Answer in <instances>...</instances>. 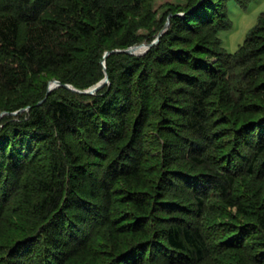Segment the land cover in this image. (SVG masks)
Instances as JSON below:
<instances>
[{
    "label": "trees",
    "instance_id": "trees-1",
    "mask_svg": "<svg viewBox=\"0 0 264 264\" xmlns=\"http://www.w3.org/2000/svg\"><path fill=\"white\" fill-rule=\"evenodd\" d=\"M247 1L0 0V226L15 227L0 231L5 264H200L224 245L201 218L218 211L209 198L245 219L226 243L261 260L264 216L234 188L264 180V11L235 52L219 36L229 5ZM168 18L145 53L112 51L150 43ZM191 35L207 49H185ZM201 52L209 60L187 61ZM179 70L191 73L172 87ZM105 73L93 94L46 93L53 79L87 89ZM162 110L179 120L156 122ZM228 135L249 149L234 140L213 157Z\"/></svg>",
    "mask_w": 264,
    "mask_h": 264
},
{
    "label": "rangeland",
    "instance_id": "rangeland-1",
    "mask_svg": "<svg viewBox=\"0 0 264 264\" xmlns=\"http://www.w3.org/2000/svg\"><path fill=\"white\" fill-rule=\"evenodd\" d=\"M165 1L177 2L180 0H156L155 6L158 7L159 5H161ZM262 11H264V0H248L245 4L231 3L229 5V17L231 20V27L229 29H224V30H221L219 32V36H220L221 41H222V47L225 49V51L231 52V53L236 51L238 46L243 42L248 30L256 23L258 15ZM260 38H264V36L260 37ZM188 42L189 43L187 45H184L185 49H188V51L194 49V47H196L197 45H199L201 47L204 46V48H206L204 43H202V39L200 37L198 38V36H196V35L188 36ZM196 58H201L202 64L204 63L203 61L209 60V57L206 54V52H201L199 56H195L194 58H189V56H187V61L190 64L191 63L197 64L198 62H196ZM176 72L180 73L183 71L179 70ZM184 73H187V75L189 76L191 72L189 70V71L183 72L182 74L180 73L181 75H176L175 73L169 72V74H167V75H168V77H170V81H172L170 86H172V87L177 86L178 85V83H177L178 79L184 80L185 79V76L183 75ZM201 73L202 72H196L194 79H196V77H201ZM261 96L264 98V93H262ZM170 97H171V99L176 98V100H178V97H176V93L171 94ZM247 102L257 104V101H255V99H253V100L248 99ZM247 102L242 101V104H247ZM173 104H174V106H179V103L175 102ZM180 104L182 105L183 103H180ZM173 111H177V110L174 109ZM178 111H181V110H178ZM245 112H247V113H245ZM245 112L241 113L238 117L244 118L246 116H250L249 110L245 111ZM179 116L180 115H178V114L175 115L174 113L172 114L169 111L162 110L160 113L156 114L154 119H156V122L157 121H159V122L163 121V119H166V118L167 119L169 118L171 121H175L176 119L179 120ZM234 118H235V115H234ZM225 131H230V129H225ZM232 136L233 135H230V136L228 135L227 136L228 138H225L223 140V141H226L223 143L224 144V150L219 149L220 151H216L217 153H214L213 157L217 158L218 157L217 155L219 153H223V152L227 153L230 150H232L234 140H236L235 141L236 144L239 142L238 148L242 149V152L244 150L247 151L249 149L247 147V145L243 144V141H239L238 136H234V138ZM221 141H222V139L220 137L218 139V142H221ZM94 145H95V143H94ZM96 146L99 147V145H96ZM101 151L106 152L107 149L103 146V147H101ZM220 158L223 159V155L220 156ZM93 161H94V164H100L101 158L98 157ZM239 179L242 180V182L240 181V184L235 186L234 196H236V198L242 197L243 200H247L248 202H250L249 204L252 203V205L257 207V209H256L257 212L260 215L262 214L264 216V180L261 179L259 181H249V179H247L246 177H242V179L240 177ZM176 180H178V179H176ZM174 181H175V179H174ZM175 182H179V180L175 181ZM174 198L175 197H173V199ZM171 199L172 198H170V200ZM208 202H209L208 204L211 207H212V205L217 206L216 210H218V211L217 212H210V213H208V211L204 212V214H203V216H201V218H202V220H204V219L207 220L208 223L209 222L210 223L216 222V224L214 226H219L217 228H220V229L215 230V232L218 233V235L222 236L220 238H223V239L220 242H224V245L219 246V247H221L220 250H218L217 252H214L211 255V257H209L205 261L201 262L200 264H264V256H262V258H258V259H261L258 261V263L251 259V257H253L252 254L254 252L249 253L246 250V248L242 247V246H245L246 241L242 245H234L232 243L231 244L226 243V240L229 239V236H234V232L236 231V229H237L236 227L239 225V223L245 222V219L242 217V215H239L237 213L235 207H230V208L224 207L220 201H218L217 199H213V198H209ZM189 205L193 206V203H191V204L189 203ZM185 206H187V205H185ZM168 214H166V215L159 214V215H160V218L162 219V218H166L167 216H169ZM4 216L7 217V214H5ZM14 218H15V215H13V219ZM4 224H6V223H4ZM4 224L2 225V223H1L0 228H5ZM109 225H111V224L106 222L104 224H100L99 226H97L98 229L95 228L93 230V234L97 236V237L95 236L96 238L94 239V242H92L93 243L92 247L90 246L91 247L90 251L94 252V258H99V253L102 252L101 250H98L99 248H97V247H103L102 246V243H103L102 239H104V241H106V238L104 235L106 233L105 230L109 227ZM7 227L9 229L6 228V230H0L1 233L6 234L7 232H15L14 226L7 225ZM160 227L162 228V227H164V225H160ZM231 229L233 231H231V232L227 231V230H231ZM0 236H1V234H0ZM256 238H258V237H256ZM227 241L229 242V240H227ZM228 246H230V247H228ZM248 257L250 258V260L246 259ZM0 264H5L2 261L1 256H0Z\"/></svg>",
    "mask_w": 264,
    "mask_h": 264
},
{
    "label": "water",
    "instance_id": "water-1",
    "mask_svg": "<svg viewBox=\"0 0 264 264\" xmlns=\"http://www.w3.org/2000/svg\"><path fill=\"white\" fill-rule=\"evenodd\" d=\"M178 14L180 15V13H178ZM168 25H169V18L167 19V21L165 23L164 29L161 30V32L156 36V38L154 40H152L150 43L143 42V43H140V44H136V45L130 46V47L125 48V49H116V50H112V51H116V52L123 51V52L130 53V54H143L150 48V46H152L153 44H156L158 42L160 35L167 29ZM110 52L111 51H106L105 54H104V57L106 55H108ZM102 63H103V66L105 67L104 59L102 60ZM105 83H108V76H107L106 73H105V76L98 83H96L95 85H93V86H91V87H89L87 89H77V88L73 87L70 84L61 83L60 81L53 79L48 84L46 93L48 94L50 91H52L58 85H63L66 88H69L71 90H74V91H77V92H80V93L93 94ZM43 100L39 101V104L42 103ZM16 112H13V113H16ZM1 114H3V113H1Z\"/></svg>",
    "mask_w": 264,
    "mask_h": 264
}]
</instances>
